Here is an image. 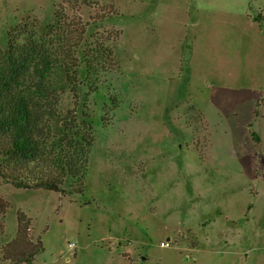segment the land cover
Returning <instances> with one entry per match:
<instances>
[{"label":"rangeland","instance_id":"obj_1","mask_svg":"<svg viewBox=\"0 0 264 264\" xmlns=\"http://www.w3.org/2000/svg\"><path fill=\"white\" fill-rule=\"evenodd\" d=\"M55 12L89 24L90 55L108 38L76 98L52 77L53 130L82 103L92 128L83 189L0 181V252L20 212L43 247L31 264L264 261V0H0V51Z\"/></svg>","mask_w":264,"mask_h":264},{"label":"trees","instance_id":"obj_2","mask_svg":"<svg viewBox=\"0 0 264 264\" xmlns=\"http://www.w3.org/2000/svg\"><path fill=\"white\" fill-rule=\"evenodd\" d=\"M103 19V18H102ZM101 20V19H100ZM98 20V21H100ZM89 24L57 16L40 31L29 30L19 43L11 37L0 51V181L16 189L52 191L80 195L87 171V155L93 137L85 106L66 112L56 127L58 96L52 77L63 71L77 97L79 78L95 72L94 58L107 53L105 40L94 39L90 55L81 48ZM73 34V37H72ZM109 52V51H108ZM78 107V109H77ZM78 110V111H77ZM66 185V188H62ZM5 206L0 205V219ZM15 238L3 246L0 260L31 264L43 251L40 241H31L29 220L16 214ZM2 226L0 222V235Z\"/></svg>","mask_w":264,"mask_h":264},{"label":"crops","instance_id":"obj_3","mask_svg":"<svg viewBox=\"0 0 264 264\" xmlns=\"http://www.w3.org/2000/svg\"><path fill=\"white\" fill-rule=\"evenodd\" d=\"M235 234H237V232ZM226 238H227V234L225 233L224 235H222V239H223L224 244H227L228 240H226ZM262 249L264 250V247ZM253 250H254L253 248L240 250V254L243 257L240 264H264V261H256V259H254V258L253 259L255 260V262H251V263L249 262V259L247 256H248L249 252H251ZM255 251H259V247H255Z\"/></svg>","mask_w":264,"mask_h":264},{"label":"built area","instance_id":"obj_4","mask_svg":"<svg viewBox=\"0 0 264 264\" xmlns=\"http://www.w3.org/2000/svg\"><path fill=\"white\" fill-rule=\"evenodd\" d=\"M164 245V244H163ZM166 246V245H165Z\"/></svg>","mask_w":264,"mask_h":264}]
</instances>
